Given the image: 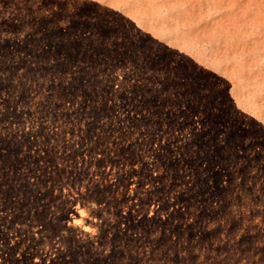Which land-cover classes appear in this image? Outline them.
Segmentation results:
<instances>
[{
  "label": "rangeland",
  "instance_id": "1",
  "mask_svg": "<svg viewBox=\"0 0 264 264\" xmlns=\"http://www.w3.org/2000/svg\"><path fill=\"white\" fill-rule=\"evenodd\" d=\"M0 264H264V0H0Z\"/></svg>",
  "mask_w": 264,
  "mask_h": 264
}]
</instances>
